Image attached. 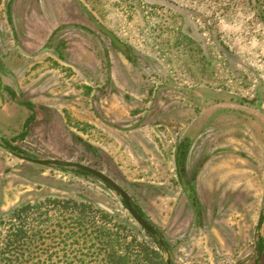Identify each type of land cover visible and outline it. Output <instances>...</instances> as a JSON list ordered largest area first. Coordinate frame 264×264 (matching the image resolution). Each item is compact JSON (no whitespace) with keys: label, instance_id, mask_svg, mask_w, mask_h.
I'll use <instances>...</instances> for the list:
<instances>
[{"label":"rangeland","instance_id":"374dc122","mask_svg":"<svg viewBox=\"0 0 264 264\" xmlns=\"http://www.w3.org/2000/svg\"><path fill=\"white\" fill-rule=\"evenodd\" d=\"M47 1L48 8L40 0L34 13L25 14L23 0H14L12 33L11 0H0V46L12 49L10 59H24L27 85L56 97L67 122L88 141L99 142L110 161L99 166L88 154L82 160L98 165L130 193L171 245L174 264L250 261L264 204V26L248 0ZM258 2L264 16V0ZM81 6L131 46L137 59L130 63L119 53L117 60L107 55L108 38L80 29ZM51 33L76 47L78 57L71 61L78 69L46 54H21L47 46ZM149 108L154 111L144 120ZM75 111L80 117L71 115ZM183 137L192 142L200 191L234 192L224 207L221 202L215 213L203 216L201 227L193 225L174 177L173 144ZM0 158V172L14 162L5 152ZM28 206L30 214L13 215L14 208ZM21 224L25 236L13 238L10 233ZM114 224L125 226L128 240L147 246L158 263L166 264L120 196L97 179L36 168L23 176L0 174V257L18 238L12 254L23 264L93 263L94 248L83 238L97 226Z\"/></svg>","mask_w":264,"mask_h":264},{"label":"flooded vegetation","instance_id":"af4514ba","mask_svg":"<svg viewBox=\"0 0 264 264\" xmlns=\"http://www.w3.org/2000/svg\"><path fill=\"white\" fill-rule=\"evenodd\" d=\"M44 2L45 5L42 7L48 8V6H51L47 0H44ZM7 4L9 6L7 21L12 29V33H14V21L12 19V10L15 7L14 0H11L10 3L7 2ZM20 6L23 8V10H21L23 13L25 11V14H27V12L28 14H31L34 13L33 10H36V7H40V0H23ZM80 12V19L83 21L80 29L88 31L91 34L102 35V37L108 38L110 41V47L105 48L110 50V54L107 53V55H111L113 60H117L118 53L125 56L130 63L137 59L135 50L131 46L119 41L110 34L107 29L103 28L101 22L90 14L87 8L81 6ZM75 26L78 27L79 25L75 24ZM62 27L65 28L66 26ZM46 39L48 41L47 46L41 48L38 52L21 54L28 58H35L36 56L39 57L42 54H46L45 58L52 56L57 57L59 60H63L65 63L70 64V66H74L78 69V64L75 61H71L73 59L76 60L78 57L75 46L62 38L60 33H51ZM60 43H63L62 46H60ZM16 47L17 50H21L18 45ZM11 51V48L4 50L3 47L0 46V152L7 153L10 156V159L14 161V165H10L5 170L1 171L0 174L3 175L9 172H16V175L23 176L32 168L39 169L40 171L43 169H48L50 171L58 170L67 174L75 172L80 175L97 179L106 188L119 196L110 185L100 180L94 174L76 166H61L54 163L44 165L31 161L30 159L58 160L82 164L103 173L113 180L130 196L133 206L137 208L140 215L144 217V213L136 205L130 193L111 177V175L98 168V165H89L82 160V157L88 154L93 160L98 162L99 166L103 164L104 161H110L109 158L105 156V153L103 154V152H101L99 142L88 141L78 132L77 126L71 125L67 122L68 117H66L65 110L56 102V97H53L52 100L50 92L39 94L31 89L30 84L27 85L24 80V73L22 72L24 63H20V59L22 61H24V59L19 55L10 59ZM108 60L110 61L109 58ZM106 72H109V68L106 69L105 73ZM110 72L113 73V67L112 69L110 67ZM100 89L102 92L108 89L107 83H105ZM153 111L154 109H147L144 113L143 119L147 120ZM182 141L188 145V149L186 153L184 173L180 175L177 171L175 155L178 145ZM191 147L192 142L188 137L175 139L172 150V166L175 181L178 183L189 204V209L193 218V225L201 227L203 216L207 215L208 212H211V214L215 213L216 209L222 207L221 202L224 207L225 200L228 201L232 198L234 192L226 191L221 193L217 188H210L208 190L202 189L200 191L197 186L195 172L192 169L194 154L192 153ZM78 149L83 150L84 154H79ZM120 199L127 209L121 197ZM99 204L101 203H98V205ZM145 220L147 219L145 218ZM151 226L156 229L152 224ZM156 231L164 242L171 264H174L171 254V245L163 238L158 229H156ZM252 245L253 255L251 256V260H246V262H243V260L239 262L237 260L236 264H264V204L258 212ZM157 248L163 253L158 246Z\"/></svg>","mask_w":264,"mask_h":264},{"label":"trees","instance_id":"16d2710c","mask_svg":"<svg viewBox=\"0 0 264 264\" xmlns=\"http://www.w3.org/2000/svg\"><path fill=\"white\" fill-rule=\"evenodd\" d=\"M248 3L250 8L254 10L256 17L264 26V16L259 12L258 0H248ZM256 95V102L259 107L262 100L258 93H256ZM187 149L188 145L182 141L176 150V166L180 175L184 173ZM30 208L31 207L29 206L20 209H17L16 207L13 209V215L17 214V217L20 218L21 216L25 217L27 214H30ZM22 228H24L25 230H23L26 232V227L24 224H21L20 228L15 230V233H10V235H12L13 238L20 236L21 234L22 236H25L23 235ZM126 232L125 226L120 227L115 224L111 228L101 225L93 228L86 234L83 240L85 242L91 241L90 247L87 246V248H94L92 250V254H95L94 259L97 260H94L93 263H90L91 261L88 262L85 260H81V262H84L83 264H160L158 263V260H156V254L152 252V250L150 251L147 246L142 247L140 244L134 242L133 239L128 240ZM147 235L150 237L149 234ZM17 240L20 239L17 238ZM17 240L15 241V239H12L7 245L8 248L5 249L4 252L2 251L0 264H23L21 260L13 258L12 253H16L13 250L16 248V246L13 245L14 243L18 242ZM98 255H101V257L99 258Z\"/></svg>","mask_w":264,"mask_h":264},{"label":"water","instance_id":"95a60500","mask_svg":"<svg viewBox=\"0 0 264 264\" xmlns=\"http://www.w3.org/2000/svg\"><path fill=\"white\" fill-rule=\"evenodd\" d=\"M31 161L40 163V164H58L61 166H76L80 169H83L89 173L94 174L95 176H97L100 180H102L103 182L107 183L108 185H110L112 187V189L117 192L119 194V196L122 198V200L124 201L127 210L129 212V214L132 216V218L143 228L144 231H146L151 237L152 239L156 242L157 246L160 248V250L163 252L165 258H166V264H171V260L169 258V256L167 255V250L164 246V242L162 240V238L160 237L159 233L156 231V229H154L151 224L145 220V218L143 216L140 215L139 211L137 208H135L133 206V202L130 198V196L122 189L120 188L113 180H111L110 178H108L106 175H104L103 173L84 166L82 164H78V163H73V162H66V161H58V160H36V159H30ZM99 206L103 209H105L108 212H111V209H109L108 207L104 206L103 204H99Z\"/></svg>","mask_w":264,"mask_h":264},{"label":"crops","instance_id":"0c3cea01","mask_svg":"<svg viewBox=\"0 0 264 264\" xmlns=\"http://www.w3.org/2000/svg\"><path fill=\"white\" fill-rule=\"evenodd\" d=\"M61 105H65V106H67V104L65 103V104H61ZM76 112L78 113V111H75V112H72L71 113V115H75L76 116V118H78V117H80V115H76ZM173 150V149H172ZM171 156H172V158H173V155L171 154ZM172 164H173V162H172Z\"/></svg>","mask_w":264,"mask_h":264}]
</instances>
